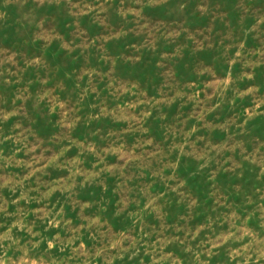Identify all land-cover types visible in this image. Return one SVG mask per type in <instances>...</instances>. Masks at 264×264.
I'll return each mask as SVG.
<instances>
[{"label": "rangeland", "instance_id": "obj_1", "mask_svg": "<svg viewBox=\"0 0 264 264\" xmlns=\"http://www.w3.org/2000/svg\"><path fill=\"white\" fill-rule=\"evenodd\" d=\"M0 264H264V0H0Z\"/></svg>", "mask_w": 264, "mask_h": 264}]
</instances>
